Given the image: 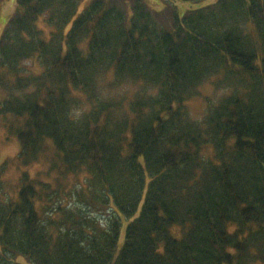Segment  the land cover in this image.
<instances>
[{
  "label": "trees",
  "instance_id": "trees-1",
  "mask_svg": "<svg viewBox=\"0 0 264 264\" xmlns=\"http://www.w3.org/2000/svg\"><path fill=\"white\" fill-rule=\"evenodd\" d=\"M82 1L16 0L0 38V264H264V0Z\"/></svg>",
  "mask_w": 264,
  "mask_h": 264
},
{
  "label": "rangeland",
  "instance_id": "rangeland-1",
  "mask_svg": "<svg viewBox=\"0 0 264 264\" xmlns=\"http://www.w3.org/2000/svg\"><path fill=\"white\" fill-rule=\"evenodd\" d=\"M90 0H83L80 4L78 12H82L89 4ZM150 6L154 9H162L166 6V4L172 0H146ZM177 4V7L181 13L186 11L189 8V4L184 1L177 0L175 1ZM16 9V0H6L1 8H0V38L3 34V31L5 29V26L13 14V12ZM40 25L42 26V23L40 22ZM71 26V24L68 25L67 29ZM46 36H49V31L45 29ZM27 67H31L32 63H26ZM132 85H127L126 87L122 88L125 91H132L131 90ZM204 92L210 98H216L220 92H214L209 86H205L203 88ZM191 114L195 118H202L205 113V104L202 102V100H193L189 104ZM5 118L0 117V177L2 179V190H4V196L5 199H14L17 198V194L20 188V176L22 173V170L27 168L23 165H19L17 160L15 161V156L17 155L19 151V142L17 141L16 137L9 138L8 136V130L6 128V123L4 122ZM6 120V119H5ZM46 169L45 164H36L30 168L31 171L35 172H42ZM53 180V179H51ZM68 182L65 181L67 190H70V185L73 183H76L78 179L75 178V176H69ZM57 184L54 183V187H56ZM125 227V224H124ZM172 234L175 237H180V228L178 226L172 227ZM3 252V249L0 245V253ZM21 264H31L28 260H26L25 257H18L16 259Z\"/></svg>",
  "mask_w": 264,
  "mask_h": 264
}]
</instances>
